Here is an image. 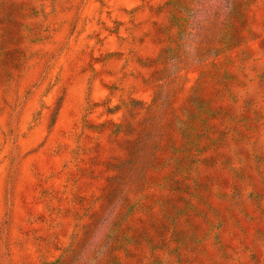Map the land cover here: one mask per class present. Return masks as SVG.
I'll return each instance as SVG.
<instances>
[{
	"label": "rangeland",
	"instance_id": "374dc122",
	"mask_svg": "<svg viewBox=\"0 0 264 264\" xmlns=\"http://www.w3.org/2000/svg\"><path fill=\"white\" fill-rule=\"evenodd\" d=\"M0 264H264V0H0Z\"/></svg>",
	"mask_w": 264,
	"mask_h": 264
}]
</instances>
